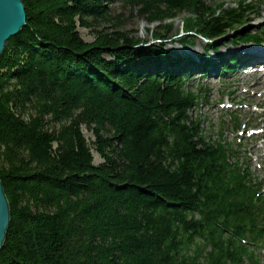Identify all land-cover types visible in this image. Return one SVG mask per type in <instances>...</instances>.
I'll list each match as a JSON object with an SVG mask.
<instances>
[{
    "label": "trees",
    "instance_id": "obj_1",
    "mask_svg": "<svg viewBox=\"0 0 264 264\" xmlns=\"http://www.w3.org/2000/svg\"><path fill=\"white\" fill-rule=\"evenodd\" d=\"M119 1L158 24L151 33L161 45L126 30ZM23 3L27 25L0 59V179L11 209L0 264H260L264 198L255 205L258 187L231 145L208 140L190 116L201 100L183 80L193 62L166 48L182 33L186 46L223 40L254 5ZM179 15L183 28L172 34ZM252 38L260 40L233 42ZM221 47H204L202 71L213 52L217 72H232Z\"/></svg>",
    "mask_w": 264,
    "mask_h": 264
},
{
    "label": "rangeland",
    "instance_id": "obj_2",
    "mask_svg": "<svg viewBox=\"0 0 264 264\" xmlns=\"http://www.w3.org/2000/svg\"><path fill=\"white\" fill-rule=\"evenodd\" d=\"M252 1H259V0H252ZM239 0H227L228 5L226 8H232L233 6L238 3ZM117 11V14H123L125 22H126V30L130 31L131 33H134V36H136L138 39H140L143 44L148 43V45H152L157 43V40L152 35V31L155 30L158 26V24H151L149 25L142 17L138 16L137 12L131 13L130 10L127 7H124L120 1L114 5ZM259 15L261 17L256 18V15L258 14H252L250 17L251 23L248 27V30H251L252 32H263L264 31V5H262L258 10ZM185 19V15H179L174 21V27L172 34L181 31L183 28V20ZM83 39L86 42H93L96 38L95 32L93 30L88 29H79ZM171 34V35H172ZM170 35V36H171ZM233 39H228L223 43L222 46V53L225 54H232L239 52L243 47L241 45H238L237 47L232 46L231 41ZM166 48L169 52H178L179 56L181 58H197L199 55H206L204 52L203 47L206 45V42L203 41L201 38L196 40V43L194 46L190 45H181V44H173L166 42ZM225 45V46H224ZM176 57V56H175ZM257 82L256 77H249L245 74H237L232 79H227L225 81H220L216 79H206V80H195L196 85H199V83L204 84L208 88V102L204 103L202 107L198 110V114L202 115L203 118V126L206 131V134L208 136V139L210 140H216L219 138V130H220V123L222 122V119L225 117L224 120L229 121L227 117L231 112L234 110H227L228 107V101L227 99L233 100L234 103H239L244 105L243 109L241 110L239 108L238 112L241 115L240 119L245 122L243 118L253 114L251 113V109L249 110L246 108V105H249L250 107L260 105L261 99H257L256 96L254 97L251 94H244L243 89L250 87L252 90L254 89V85ZM262 83L264 84V78H262ZM241 85L240 89L236 86ZM264 86L262 85L263 89ZM232 91L235 93L234 98L232 95L229 94V92ZM260 91V90H259ZM254 97V98H253ZM230 100V101H231ZM84 134L86 138L89 141L94 140L93 134L90 133L86 128L83 129ZM234 129L230 130H224L226 134V139L229 142L235 141L234 137L237 133H233ZM241 143L246 146L247 148H250L248 150V163L250 170L253 172V174L259 178L261 181H264V153L263 148H259V144H255L253 141H248L243 139L244 135L242 133L239 134ZM238 142V141H237ZM240 143V142H238ZM94 158H95V165H99L103 162V160L100 158V156L97 154V152L93 151ZM261 264H264V258L261 261Z\"/></svg>",
    "mask_w": 264,
    "mask_h": 264
},
{
    "label": "water",
    "instance_id": "obj_3",
    "mask_svg": "<svg viewBox=\"0 0 264 264\" xmlns=\"http://www.w3.org/2000/svg\"><path fill=\"white\" fill-rule=\"evenodd\" d=\"M27 25L23 0H0V59L9 40ZM11 224V209L0 179V250L3 248Z\"/></svg>",
    "mask_w": 264,
    "mask_h": 264
},
{
    "label": "bare ground",
    "instance_id": "obj_4",
    "mask_svg": "<svg viewBox=\"0 0 264 264\" xmlns=\"http://www.w3.org/2000/svg\"><path fill=\"white\" fill-rule=\"evenodd\" d=\"M174 55H175V53H174ZM194 59H196V58H194ZM261 86H262V83L260 82V83H258V84L256 85V88H261Z\"/></svg>",
    "mask_w": 264,
    "mask_h": 264
}]
</instances>
